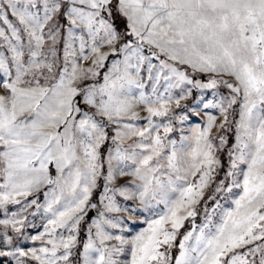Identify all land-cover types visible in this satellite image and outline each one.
I'll return each instance as SVG.
<instances>
[{
	"label": "snow or ice",
	"instance_id": "obj_1",
	"mask_svg": "<svg viewBox=\"0 0 264 264\" xmlns=\"http://www.w3.org/2000/svg\"><path fill=\"white\" fill-rule=\"evenodd\" d=\"M0 264H264V0H0Z\"/></svg>",
	"mask_w": 264,
	"mask_h": 264
},
{
	"label": "rangeland",
	"instance_id": "obj_2",
	"mask_svg": "<svg viewBox=\"0 0 264 264\" xmlns=\"http://www.w3.org/2000/svg\"><path fill=\"white\" fill-rule=\"evenodd\" d=\"M208 96L210 97L211 96V92L209 90L208 92ZM191 102V99L189 100V103ZM198 122V121H197ZM222 159L225 161H227V156L225 153H222ZM209 196H215L216 198H220L219 194H215L214 193V185H209L206 189H205V195L204 197L201 199L200 203L197 205V211H198V215L197 217L195 218L196 219V223L197 225H199L200 223L203 222V218H204V211H203V208H204V205L207 204L209 209H211V206L212 204L214 203V200L212 199H209ZM42 199V198H41ZM227 206H232L231 203L229 202L227 204ZM138 215L139 214H142V213H137ZM125 215H127V213H125ZM42 216V213L38 214L36 217H35V228L33 227H29L28 231H34L36 229H38L40 227V217ZM30 219H32L30 217ZM191 219L192 218H189L186 222H185V225L181 228L180 232L183 233L184 231H186L190 226H191ZM143 227H146V224L143 222V221H140L138 224H137V229L139 228H143ZM182 238L181 235L178 234V237H177V241H179L180 239ZM178 247V245H177ZM176 254L178 255V251L176 252Z\"/></svg>",
	"mask_w": 264,
	"mask_h": 264
}]
</instances>
